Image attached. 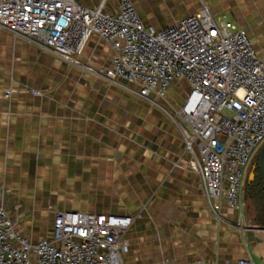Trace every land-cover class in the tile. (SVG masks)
<instances>
[{"label": "crops", "instance_id": "crops-1", "mask_svg": "<svg viewBox=\"0 0 264 264\" xmlns=\"http://www.w3.org/2000/svg\"><path fill=\"white\" fill-rule=\"evenodd\" d=\"M131 1L157 31L206 7L214 19L245 29L264 59V0ZM75 2L102 4L110 15L120 4ZM112 56L96 35L70 64L0 33V205L21 235L31 243L49 238L57 211L123 214L132 224L121 238L128 247L122 264H264L257 211H236L223 199L213 214L169 107L112 84ZM185 84L174 82L168 94Z\"/></svg>", "mask_w": 264, "mask_h": 264}, {"label": "built area", "instance_id": "built-area-1", "mask_svg": "<svg viewBox=\"0 0 264 264\" xmlns=\"http://www.w3.org/2000/svg\"><path fill=\"white\" fill-rule=\"evenodd\" d=\"M2 31L70 64L96 35L113 53L106 78L159 107L183 80L188 90L179 109L166 113L182 135L189 167L213 214L223 199L243 210L248 168L264 145V59L245 29L214 19L206 7L157 31L144 25L131 0H120L114 15L75 0H0ZM131 224L123 214L57 211L50 237L31 243L0 205V264H122L128 247L121 238Z\"/></svg>", "mask_w": 264, "mask_h": 264}, {"label": "trees", "instance_id": "trees-1", "mask_svg": "<svg viewBox=\"0 0 264 264\" xmlns=\"http://www.w3.org/2000/svg\"><path fill=\"white\" fill-rule=\"evenodd\" d=\"M248 177L246 176L243 185L245 206L253 207L258 213L257 219L264 225V184L258 171V162L254 166L252 179Z\"/></svg>", "mask_w": 264, "mask_h": 264}, {"label": "rangeland", "instance_id": "rangeland-1", "mask_svg": "<svg viewBox=\"0 0 264 264\" xmlns=\"http://www.w3.org/2000/svg\"><path fill=\"white\" fill-rule=\"evenodd\" d=\"M186 91H187V87H186V84L184 85V88H182L181 87V90H178V89H176L175 91H173V93H171V95L170 94H168L169 96H167L166 98H165V100H163V101H159L160 102V104L162 105V106H167V107H169V109H170V111H171V113L172 114H174L178 109H179V107H180V104H181V102H182V97H183V95H185V93H186ZM168 110V109H167ZM187 126V125H186ZM188 128V127H187ZM264 146V145H263ZM262 146V147H263ZM261 147V148H262ZM261 150V149H260ZM260 150L259 151H257L256 153H255V155H254V157H253V160H252V162H251V165H250V167L248 168V172H247V176H251V179H252V175L254 174V166H255V164L258 162V160H259V154H260ZM248 177V178H249ZM251 181V180H250ZM245 182V181H244Z\"/></svg>", "mask_w": 264, "mask_h": 264}, {"label": "water", "instance_id": "water-1", "mask_svg": "<svg viewBox=\"0 0 264 264\" xmlns=\"http://www.w3.org/2000/svg\"><path fill=\"white\" fill-rule=\"evenodd\" d=\"M258 171H259L260 177L264 184V146L261 148L260 154H259ZM250 179H251V176H250Z\"/></svg>", "mask_w": 264, "mask_h": 264}]
</instances>
